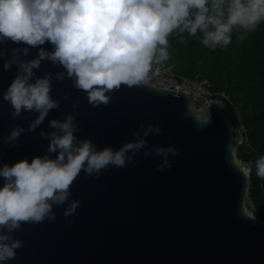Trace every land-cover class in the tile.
I'll use <instances>...</instances> for the list:
<instances>
[{
  "label": "water",
  "instance_id": "1",
  "mask_svg": "<svg viewBox=\"0 0 264 264\" xmlns=\"http://www.w3.org/2000/svg\"><path fill=\"white\" fill-rule=\"evenodd\" d=\"M25 46L0 45L6 50L0 57V166L46 154L49 141L40 132L52 131L49 121L67 114L76 117L75 135L91 139L98 150L119 149L141 125L152 124L162 131L146 138L148 146L171 144L178 155L168 157L172 167L163 171L157 170L161 158L144 156L143 149L126 168L109 167L99 178L82 171L71 186L70 199L80 201L75 214L65 218L67 204L54 206V222L23 224L14 236L24 246L7 264H264V220L243 167L250 148L226 106L210 102L199 108L184 89L141 84L122 86L107 106L93 107L71 79H53L50 95L59 107L28 131L38 114L13 119L14 109L3 100L17 71L16 65L5 71L4 60L12 48ZM36 55L32 48L22 59ZM34 71L42 77L63 69L45 60ZM16 126L25 128L18 142L3 144Z\"/></svg>",
  "mask_w": 264,
  "mask_h": 264
},
{
  "label": "clouds",
  "instance_id": "2",
  "mask_svg": "<svg viewBox=\"0 0 264 264\" xmlns=\"http://www.w3.org/2000/svg\"><path fill=\"white\" fill-rule=\"evenodd\" d=\"M261 23L264 0H0V45L9 41L26 45L12 48L4 60L5 71L13 65L17 71L3 100L14 109L13 119L23 112L38 114L28 127L34 132L59 107L50 95L53 79L69 78L93 107L107 106L112 92L143 84L153 65L169 60V37L174 33L181 37L199 33L202 45L214 50L226 48L233 32L242 40ZM46 43L51 50L43 47ZM32 48L37 49L35 58L23 60ZM5 55L0 48V57ZM45 60L63 71L37 77L34 70ZM154 74L159 75L158 68ZM75 121L72 114L51 119L52 131L40 132L49 141L46 154L0 166V264L15 259L24 246L14 236L23 224L54 222V206L67 204L65 218L75 214L80 201L70 199L71 186L82 171L99 178L109 167L126 168L141 149L144 156L160 157L157 170L163 171L172 167L168 157L178 155L171 144L148 146L146 138L162 131L152 124L141 125L142 131L133 132L135 139L119 149L98 150L91 139L75 135L80 130ZM24 132L16 126L3 144H15ZM243 167L249 173L254 167L264 179V156Z\"/></svg>",
  "mask_w": 264,
  "mask_h": 264
},
{
  "label": "trees",
  "instance_id": "3",
  "mask_svg": "<svg viewBox=\"0 0 264 264\" xmlns=\"http://www.w3.org/2000/svg\"><path fill=\"white\" fill-rule=\"evenodd\" d=\"M233 32L226 48L209 49L196 37L173 34L169 37V65L181 76L199 74L213 89L223 90L241 115L243 134L250 148L248 163L264 156V23L244 39ZM185 41V42H182ZM231 109V106L229 107ZM250 196L264 220V179L250 172Z\"/></svg>",
  "mask_w": 264,
  "mask_h": 264
},
{
  "label": "built area",
  "instance_id": "4",
  "mask_svg": "<svg viewBox=\"0 0 264 264\" xmlns=\"http://www.w3.org/2000/svg\"><path fill=\"white\" fill-rule=\"evenodd\" d=\"M157 68L159 69V75L154 74ZM143 84L175 91H183L184 89L188 92L193 103L199 108L209 105L210 102L220 103L234 114L242 133L245 131V128L239 122L241 115L230 97L223 90L213 89L206 77H201L199 74H195L192 77L181 76L173 71L168 61H165L161 65H153V73H150L149 79ZM230 106L231 109L229 108Z\"/></svg>",
  "mask_w": 264,
  "mask_h": 264
}]
</instances>
